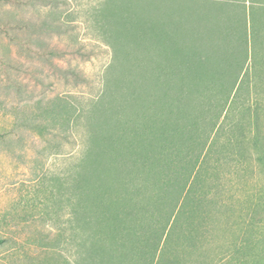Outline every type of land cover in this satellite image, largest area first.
<instances>
[{
  "label": "rangeland",
  "instance_id": "374dc122",
  "mask_svg": "<svg viewBox=\"0 0 264 264\" xmlns=\"http://www.w3.org/2000/svg\"><path fill=\"white\" fill-rule=\"evenodd\" d=\"M183 1V6L181 0L0 5V24L16 39L0 33V264H98L97 255L82 245L75 176L91 133H98L99 125L109 128L124 84L136 88L130 79L153 70L154 62L139 66L131 57L141 54L139 36L131 33L135 13L154 20L155 12L162 18L171 4L170 12L187 20L190 3ZM203 1L214 13L211 22L225 18L224 7L216 5L220 0H197ZM228 12L239 16L235 6ZM139 27L146 37V24ZM259 71L242 84L228 116L222 113L211 132L200 173L211 203L197 210L206 215L201 232L186 239L175 230L168 245L175 264H264V71ZM208 86L203 87L210 104L217 105L219 90ZM191 112L196 118L199 107Z\"/></svg>",
  "mask_w": 264,
  "mask_h": 264
},
{
  "label": "trees",
  "instance_id": "16d2710c",
  "mask_svg": "<svg viewBox=\"0 0 264 264\" xmlns=\"http://www.w3.org/2000/svg\"><path fill=\"white\" fill-rule=\"evenodd\" d=\"M13 1L0 0V5ZM189 3L187 20L176 18L171 4L162 18L156 12L154 20L135 13L131 33L139 36L141 54L131 57L139 66L154 62L153 70L130 79L136 88L124 84L125 96L113 105L109 128L99 125V132L91 133L76 173L73 188L78 192L76 220L85 232L82 245L97 255L98 264L176 263L168 249L175 230H182L186 239L195 230L201 232L206 215L197 210L211 203L209 186L200 178L211 132L222 113L228 116L251 73L259 67L263 74L264 0L217 1L226 16L216 23L208 1ZM229 5L238 9L235 19ZM142 24L150 39L143 38ZM0 33L16 40L5 23ZM175 58L183 68L176 67ZM209 83L221 95L217 105L210 104L211 94L203 87ZM196 106L200 112L193 118ZM194 215L201 218L195 220Z\"/></svg>",
  "mask_w": 264,
  "mask_h": 264
}]
</instances>
